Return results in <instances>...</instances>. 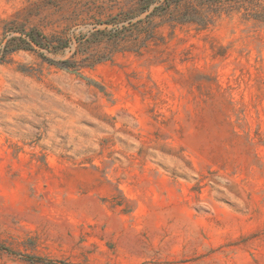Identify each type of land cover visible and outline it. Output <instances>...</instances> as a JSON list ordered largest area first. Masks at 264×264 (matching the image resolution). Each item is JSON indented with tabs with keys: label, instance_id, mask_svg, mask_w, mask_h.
<instances>
[{
	"label": "rangeland",
	"instance_id": "rangeland-1",
	"mask_svg": "<svg viewBox=\"0 0 264 264\" xmlns=\"http://www.w3.org/2000/svg\"><path fill=\"white\" fill-rule=\"evenodd\" d=\"M0 264H264V0H0Z\"/></svg>",
	"mask_w": 264,
	"mask_h": 264
},
{
	"label": "trees",
	"instance_id": "trees-1",
	"mask_svg": "<svg viewBox=\"0 0 264 264\" xmlns=\"http://www.w3.org/2000/svg\"><path fill=\"white\" fill-rule=\"evenodd\" d=\"M25 34H27V38H28V42L26 41V44H27L28 47H24V46H21V45H15V47H7V45H6L7 50H13L11 48H14V49H19V48L29 49L30 48L29 46H31V43H34L36 45L40 44L39 40L37 39L38 35L36 33H25Z\"/></svg>",
	"mask_w": 264,
	"mask_h": 264
}]
</instances>
